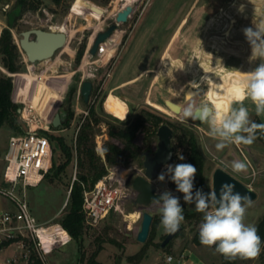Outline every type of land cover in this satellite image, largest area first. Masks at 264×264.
<instances>
[{"label":"rangeland","instance_id":"1","mask_svg":"<svg viewBox=\"0 0 264 264\" xmlns=\"http://www.w3.org/2000/svg\"><path fill=\"white\" fill-rule=\"evenodd\" d=\"M91 1L105 10L101 17L91 10L75 7V0H28L22 11H17L18 0H0V35L5 27H10L14 42L18 45V64L21 66L20 70L11 71L4 65L3 54L0 53V74L12 79L13 101L21 108L28 106L24 99H14L13 96L16 83L17 88L20 86L25 90L30 86V81L20 73L42 75V80L57 87L60 99L50 118L43 119L35 108L36 117L51 123L57 112L71 114L58 127L52 126L49 132L62 136L71 149V159L65 171L60 177L55 176L66 158L59 141L54 139L51 170L38 185L27 187V196L36 217L40 221H58L66 213L74 180L79 179L81 173L88 172L87 157L78 139L83 130L88 133L89 144L94 145L106 165L104 175L112 174L121 182L130 175L134 178L144 174V151L154 153L158 145L154 128L138 130L134 141L141 153L137 158L111 164L106 160L104 145L108 140L123 145L120 140L110 137L111 129H125L139 116L157 114L163 118L162 123H168L174 130V160L168 164L183 163L184 160L178 159V155H183L184 159L188 157L189 146L184 138L188 133L193 134L204 157L207 193L212 191L213 172L217 167H223L251 186L257 192V197L250 206L246 205L244 223L256 227L264 216L263 139L256 135L251 145L228 143L218 150V140L210 136L209 125L200 120L184 118L182 109L191 95L198 106L209 103L206 100L207 81L202 84L203 90L199 93H194L190 87L199 81L207 69L218 76L223 68L224 73L227 71L223 78L225 81H222L219 92L209 106L220 111L229 105L239 106L236 100L240 93L236 70L249 72L261 63L260 59L250 60L252 49L243 30L249 27L255 29V25L264 23V0H137L131 3L134 9L128 20L120 22L115 35L105 41L107 47L94 55L90 53V47L97 33L105 31L116 21V15L125 7L126 1ZM61 24L66 26L67 43L51 58L35 61V69L29 70L31 62L19 43L23 31L30 28L59 30L55 26ZM114 36H118V40L115 41ZM86 79L93 82L88 102L80 93L81 83ZM167 101L173 107L179 103L181 111L171 109ZM243 104L249 110L250 121L264 124V114L256 115L255 106L249 99H244ZM19 121L26 129V121L21 116ZM20 133L21 130L12 128L8 122L0 127V186L9 185L3 178L4 153L9 138ZM235 160L246 163L247 170L234 172L231 165ZM166 165L160 169V174L166 172ZM118 169L128 171L124 179L118 175ZM168 180L167 188L180 198L183 215L196 211L194 203H185L183 194L171 185L169 177ZM92 186L90 178L84 187ZM136 197V193H131L120 209H113L96 226H89L85 222L81 240L73 238L68 244L54 250L48 256L49 264H90L91 257L99 264H162L165 253L179 256L184 252L200 260L201 264H264V243L260 255L250 260L239 257L226 259L215 251V246L197 243L195 237L204 214L200 218L184 216L182 229L162 247L168 233L161 224L162 217L157 206L151 203L142 208L135 202ZM10 206L9 198L0 193V208ZM146 210L153 214V221L149 236L142 243L137 240V234ZM131 212L140 213V218L128 216ZM99 248L100 251L95 254ZM31 252H34L33 249ZM15 253L14 247L0 251V264H21L7 262ZM35 264H39L38 260Z\"/></svg>","mask_w":264,"mask_h":264},{"label":"clouds","instance_id":"2","mask_svg":"<svg viewBox=\"0 0 264 264\" xmlns=\"http://www.w3.org/2000/svg\"><path fill=\"white\" fill-rule=\"evenodd\" d=\"M244 35L251 45L250 60L260 59L261 63L252 71L236 70L240 93L236 97L238 107L229 105L223 111L214 109L207 104L196 105L191 96L182 109L184 118L200 120L209 125L210 136L218 140V150L228 143L251 145L256 139V131L262 130L264 124L250 121L249 110L243 104L249 99L255 106L256 115L264 114V23L255 25V29L245 28ZM171 155V154H170ZM178 159L184 160L183 155ZM166 172L158 176L163 182L167 175L176 185V190L183 194L185 203H194L197 212L203 213V222L199 228L200 243L205 246H215V251L226 259H255L261 253V237L254 225L244 223L246 205H251L247 195L234 192L235 185L225 183L219 190L204 193L194 191V180L197 168L191 163H179L165 166ZM234 172L247 170L246 163L235 160L232 162ZM161 214V224L166 233L178 231L184 220L183 206L180 198L169 191H164L152 201Z\"/></svg>","mask_w":264,"mask_h":264},{"label":"built area","instance_id":"3","mask_svg":"<svg viewBox=\"0 0 264 264\" xmlns=\"http://www.w3.org/2000/svg\"><path fill=\"white\" fill-rule=\"evenodd\" d=\"M101 49L102 44L96 54H100ZM34 63L28 65L29 70L35 69ZM26 109L27 106L22 107L19 113L26 121V131L10 136L4 153L3 178L9 185L0 186V193L9 198L11 206L0 208V251L14 247L16 253L7 259L9 263L35 264L40 260L49 264V254L71 242L73 237L61 221H40L31 208L27 187L38 185L53 166L49 135L53 125ZM131 193L137 194L132 184L126 179L119 182L112 174L104 175L90 188L85 187L86 224L96 226L113 209H120ZM189 257L187 252L179 256L165 253L162 264H187Z\"/></svg>","mask_w":264,"mask_h":264},{"label":"trees","instance_id":"4","mask_svg":"<svg viewBox=\"0 0 264 264\" xmlns=\"http://www.w3.org/2000/svg\"><path fill=\"white\" fill-rule=\"evenodd\" d=\"M58 1V0H57ZM28 0H18L17 11H22L27 5ZM0 53L3 54L4 65L11 71L20 70L19 51L18 45L14 42L12 32L10 27H5L0 35ZM13 82L11 77H6L0 74V127L8 122L12 128L19 129L22 132L26 131L25 128L21 126L19 121L18 108L20 105L13 101L12 99ZM14 99L17 96V83L14 91ZM65 110V109H64ZM71 114L68 113L66 118H70ZM163 118L157 114H148L146 117L139 116L132 124L127 126L125 129H111L109 135L112 139H117L122 142V146L117 144L113 140H108L105 142V155L107 162L111 164H117L127 161L129 158H137L141 153L139 146L136 144L135 137L139 129H144L146 131L153 129V132H157L158 127L161 125ZM260 124H262L260 122ZM53 133H49L51 141L57 139L59 141L60 147L65 155L64 163L59 165L58 170L55 173L56 177H60L63 171H65L70 159H71V149L65 143L62 136H54ZM256 135L259 136L264 141V133L262 130H257ZM53 137V138H52ZM79 144L84 151L87 162H88V172L87 174L81 173L79 179L74 180L70 200L68 202V208L66 213L62 216V224L68 229L72 237L81 240L85 232V215L83 211V191L84 185L88 183L90 178H92V185L95 184L107 171L106 165L102 157L96 152L94 145H90V138L88 133L83 130L79 135ZM184 141L189 146L188 157L184 159L183 163H191L197 168L196 177L194 180V191L197 189L203 190L207 193L206 179L204 174V157L201 152L199 143L195 136L191 133L186 134ZM53 151L54 143L52 141ZM54 162V160H53ZM51 170V169H50ZM49 173V172H48ZM47 173V174H48ZM45 175V177L47 176ZM171 185L176 187V185L170 181ZM203 213L194 211L188 212L185 217H196L200 218ZM258 230V235L261 237L262 244L264 243V216L260 219L256 225ZM195 241L200 243L199 233L195 237ZM261 244V245H262ZM101 248V247H100ZM100 248L95 251L98 254ZM82 258V256L80 257ZM90 264H99L95 258L91 257ZM39 264H43L38 260Z\"/></svg>","mask_w":264,"mask_h":264},{"label":"water","instance_id":"5","mask_svg":"<svg viewBox=\"0 0 264 264\" xmlns=\"http://www.w3.org/2000/svg\"><path fill=\"white\" fill-rule=\"evenodd\" d=\"M94 11H99L98 7H93ZM134 7L132 4L126 5L122 10L118 11L116 15V21L112 23L105 31L97 33L91 47L90 53L96 54L98 52L100 44L107 41L118 29L120 22H126L132 13ZM20 39V46L24 50L28 60L35 62L51 58L55 55L56 51L62 48L68 40V34L64 30H47L43 28H30L24 30ZM93 82L89 79L83 80L80 87V93L85 102H88L92 93ZM171 109L176 110L169 101L166 102ZM21 107L18 108V112H21ZM67 117L66 112H57L52 120V125L58 127ZM158 145L154 153L150 150L144 151V174H138L134 178L130 175L127 182L132 184V187L137 192L135 202L140 204L142 208L147 207L153 203V199L157 198L160 193L169 191L173 194V191L167 188L168 177L165 176L163 182L157 181L160 175V169L174 160L175 147L172 144L174 136V130L168 123H162L157 130ZM171 154V155H170ZM225 183L233 184L234 192H238L240 195H247L250 200H254L257 197V192L248 184L241 181L235 175L224 169L223 167H217L213 172L212 177V191H215L219 196V190ZM153 221V214L149 211H144L142 214L141 228L137 234V240L144 243L150 232L151 224ZM182 229L180 224L178 231L172 234H167L162 242V247H165Z\"/></svg>","mask_w":264,"mask_h":264},{"label":"bare ground","instance_id":"6","mask_svg":"<svg viewBox=\"0 0 264 264\" xmlns=\"http://www.w3.org/2000/svg\"><path fill=\"white\" fill-rule=\"evenodd\" d=\"M125 1L126 2L124 4V6H126L128 4H131V3H133L134 1H137V0H125ZM74 6L75 7H80V8L86 9V10H91L93 12V14L96 15L97 17H101L103 15V12L105 11L102 7H100L99 5L95 4L91 0H75ZM121 6H122V4H121ZM93 7H98L100 10L98 12L94 11ZM230 26H228V27H230ZM65 27H66L65 24H61L59 26H55V29L58 28L59 30H65ZM226 31L229 32V30H227V28H226ZM112 37L113 36H111V38ZM110 39H108V40H110ZM113 39L115 41L118 40V36H114ZM107 45H108V43L106 42L102 46L101 51L103 50V47H107ZM168 54L169 53L167 52L166 53V57H167ZM223 69L221 70L222 72L220 74H218V76H215L213 74V72H212L213 70L207 69L205 74L202 77H200L199 81L196 82L195 85L190 87L191 90L194 91V93L195 92L199 93V92H201L203 90L202 84L205 81H207L209 83V88L206 91V100H207V102H209V103H206V104L208 106L210 105L211 100L213 99V97L216 96L217 93L219 92V89H220V87L222 85V81H225L223 78L226 77L227 71H225V73H224ZM19 75L22 76V77L27 78L30 81V86L26 90L19 86V88H17L18 91H17L16 99H20V100L24 99L27 102V104H28L27 109H26L27 112L35 113V108H36L38 112L40 111V113L42 115L41 117L43 119L44 118H50L52 113H53V111H54V108L56 106L57 100L60 99V94L57 92V87L54 84L50 85L47 82V80H42L43 79L42 75H39L40 77L32 76L31 74H28V73H20ZM60 88H62V87H60ZM188 96L189 95H187V97ZM179 105H180L179 103H178V105L174 104V108L176 110H180L181 107ZM176 112H178V111H176ZM115 171H116V169H115ZM127 172L128 171H126L125 169H121V170L118 171V175L124 179V177L126 176ZM128 216H130L133 219H137L139 217V214L137 212H131Z\"/></svg>","mask_w":264,"mask_h":264},{"label":"crops","instance_id":"7","mask_svg":"<svg viewBox=\"0 0 264 264\" xmlns=\"http://www.w3.org/2000/svg\"><path fill=\"white\" fill-rule=\"evenodd\" d=\"M18 91V90H17ZM10 248V247H8ZM6 248V249H8ZM5 250V249H4ZM202 262L200 260H195L192 255H190L189 259L187 260V264H201ZM207 264V263H205Z\"/></svg>","mask_w":264,"mask_h":264}]
</instances>
